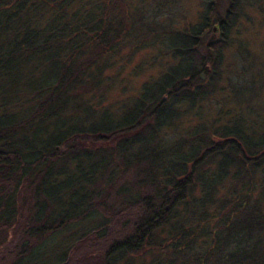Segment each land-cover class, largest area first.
<instances>
[{
	"label": "trees",
	"instance_id": "obj_1",
	"mask_svg": "<svg viewBox=\"0 0 264 264\" xmlns=\"http://www.w3.org/2000/svg\"><path fill=\"white\" fill-rule=\"evenodd\" d=\"M137 1L0 0V264L36 262L65 234L52 264H264V121L235 100L254 78L233 37L251 10L263 26L264 0H208L180 32ZM146 44L169 61L100 110L115 57ZM227 87L234 113L208 116ZM186 118L177 141L159 136Z\"/></svg>",
	"mask_w": 264,
	"mask_h": 264
},
{
	"label": "rangeland",
	"instance_id": "obj_2",
	"mask_svg": "<svg viewBox=\"0 0 264 264\" xmlns=\"http://www.w3.org/2000/svg\"><path fill=\"white\" fill-rule=\"evenodd\" d=\"M132 1L135 5L139 4V1L137 0ZM207 1L208 0H143L144 5L147 7V12H149L150 15L154 14L158 16V22H167L168 28L172 32H180L189 26L195 25L199 21L198 18L200 15L205 12L206 7L208 8L206 4ZM226 8L227 2L225 0L223 2L222 0L221 6L218 10L224 12ZM249 15L250 17L248 19L241 20L242 23L238 26V34L233 37H237L239 41L244 43L251 53L250 61L253 70L250 71L247 78H254V84H251L250 93H241L235 100L240 101L242 98L247 100L250 106H252L258 113V116H260L259 121H264V24L263 26L259 24L260 20L258 14L254 10L249 11ZM157 19L155 20L157 21ZM214 28L215 27L213 26L210 35H216V28L215 31L213 30ZM210 35H207L206 38L210 37ZM151 43L153 42H150V44ZM164 43H166V41H164ZM168 61L169 57L164 54L160 46L155 44L142 45L134 51H130L129 48H123L115 57L117 65L115 63V65L105 73L113 79L114 83L105 91L104 100L100 106V110L108 106H121L129 99L137 97L141 86L146 82H152L155 80L161 70V66ZM222 62V71L230 69L229 72H226L228 73V77H230L234 64L237 65L238 63L235 49L233 47L223 52ZM231 78H235L234 73ZM200 79L202 81L205 80L204 77H200ZM224 87L225 83H223V88ZM227 96H229V99H226L225 106L221 105L219 100L223 101ZM219 98V100L211 99L206 102L203 109L207 115H210V117L213 118L215 117V113L220 109L228 110L229 113H234V110L229 103L231 98V90L229 87L220 94ZM115 111L117 113L118 109H110V114L114 116ZM120 116L121 115L118 113L115 118H118L119 120ZM93 118V120H95L98 116L95 115ZM194 124V121L186 118L182 120L175 129L162 128L159 136L168 142L177 141L179 137L183 136L186 130L190 129ZM130 190H132L133 193L135 188L131 187ZM93 220L98 222L99 219L97 218ZM92 224L95 223H90L87 226H92ZM77 227L78 226H76V228ZM85 228L79 227L77 230L82 232V230H86ZM9 233L10 231H8V239L4 246L9 244V236H11V233ZM68 236L69 234H65L64 236L57 235L47 239L45 247L42 251L37 253L38 259L35 260L36 262L29 260L21 264H52V260L54 261L55 259H58L62 254ZM11 245L13 246V244ZM2 248L3 246L0 247V252ZM2 255L3 254L0 253V258H2ZM148 258V255L134 256L131 258V263L138 264L140 261L145 262Z\"/></svg>",
	"mask_w": 264,
	"mask_h": 264
},
{
	"label": "water",
	"instance_id": "obj_3",
	"mask_svg": "<svg viewBox=\"0 0 264 264\" xmlns=\"http://www.w3.org/2000/svg\"><path fill=\"white\" fill-rule=\"evenodd\" d=\"M213 30L215 31V28H214ZM204 71H205V72H208V71H209L208 67H204ZM200 77L203 78V77H204L203 74H201Z\"/></svg>",
	"mask_w": 264,
	"mask_h": 264
}]
</instances>
